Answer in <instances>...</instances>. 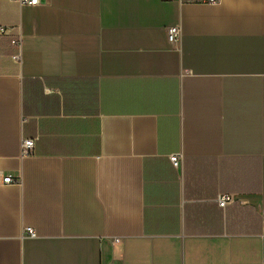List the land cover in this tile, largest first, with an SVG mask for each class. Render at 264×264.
Listing matches in <instances>:
<instances>
[{"label":"crops","instance_id":"crops-1","mask_svg":"<svg viewBox=\"0 0 264 264\" xmlns=\"http://www.w3.org/2000/svg\"><path fill=\"white\" fill-rule=\"evenodd\" d=\"M0 26V264H264V0H0Z\"/></svg>","mask_w":264,"mask_h":264},{"label":"built area","instance_id":"built-area-1","mask_svg":"<svg viewBox=\"0 0 264 264\" xmlns=\"http://www.w3.org/2000/svg\"><path fill=\"white\" fill-rule=\"evenodd\" d=\"M21 3H28V4H38L39 0H19ZM206 1H210V2H216L217 0H206ZM168 38L171 42H175L180 34V29L178 26H171L168 28ZM8 32V28H6L5 26H0V34H5ZM13 43L20 45V40L19 39H15L13 41ZM16 58H20V57H16ZM35 145V140L33 138H26L22 141V154L25 155H29L31 154L33 148ZM172 161L174 162L175 165L179 164L180 161V155L179 154H173L171 156ZM3 181L6 183H10V182H17L19 181L14 180L13 177L11 175H7L4 176ZM234 200V196L232 194H222L221 196L218 197V202L220 204V206H226L228 203H230L231 201ZM27 232L30 236H35L36 232L33 228L28 227L27 228Z\"/></svg>","mask_w":264,"mask_h":264}]
</instances>
